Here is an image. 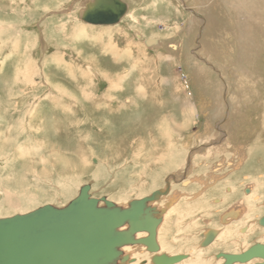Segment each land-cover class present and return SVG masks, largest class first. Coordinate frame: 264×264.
Segmentation results:
<instances>
[{
	"label": "rangeland",
	"instance_id": "374dc122",
	"mask_svg": "<svg viewBox=\"0 0 264 264\" xmlns=\"http://www.w3.org/2000/svg\"><path fill=\"white\" fill-rule=\"evenodd\" d=\"M87 1L0 0V218L84 185L122 208L168 190L148 204L155 254L264 244V0H122L108 26L81 21Z\"/></svg>",
	"mask_w": 264,
	"mask_h": 264
},
{
	"label": "water",
	"instance_id": "95a60500",
	"mask_svg": "<svg viewBox=\"0 0 264 264\" xmlns=\"http://www.w3.org/2000/svg\"><path fill=\"white\" fill-rule=\"evenodd\" d=\"M121 0H92L86 2L81 19L96 26L118 23L126 14ZM155 40L145 41L147 46ZM89 185H84L78 195L64 208L45 205L27 214L0 218V264H116L124 262L118 251L122 245L140 243L150 253L158 251L156 228L161 222L154 216V207L160 192L135 199L126 208L101 197H89ZM126 230H119L122 225ZM264 227V217L259 220ZM148 233L146 238L134 240L135 232ZM214 232L209 231L201 247L209 244ZM222 264L247 263L251 260L264 264V244L256 243L239 254H218ZM186 259L184 255L153 256L154 264H175ZM120 264V263H119ZM144 264V263H142Z\"/></svg>",
	"mask_w": 264,
	"mask_h": 264
},
{
	"label": "bare ground",
	"instance_id": "6f19581e",
	"mask_svg": "<svg viewBox=\"0 0 264 264\" xmlns=\"http://www.w3.org/2000/svg\"><path fill=\"white\" fill-rule=\"evenodd\" d=\"M122 1V0H121ZM237 1V3H238V7H240V8H242V9H244V8H246L245 7V4L246 3H244L245 1L244 0H236ZM248 1V0H247ZM87 2H92V0H90V1H87ZM124 4H125V6H126V10H127V5H126V3L124 2V1H122ZM85 4L86 3H84V5H83V8H82V10H81V14H80V19H81V16H82V13L84 12V9H85ZM236 4V3H235ZM254 5H256V3H254ZM249 6V5H248ZM236 7V6H235ZM250 9V8H249ZM248 9V10H249ZM128 11V10H127ZM240 11V10H239ZM258 12V11H257ZM247 13H248V11H247ZM133 19H135L133 16H131ZM81 21H83L82 19H81ZM85 23V22H84ZM85 24H87V23H85ZM87 25H90V24H87ZM91 26H93V25H91ZM82 28V27H81ZM83 31V30H82ZM137 32V31H136ZM137 35V34H136ZM139 35V34H138ZM137 35V36H138ZM140 36V35H139ZM110 43V42H109ZM115 45H114V51H115ZM111 48V47H110ZM125 52V51H124ZM126 53H128V52H126ZM241 159V158H240ZM240 161V160H239ZM185 184V183H184ZM89 187H90V185H89ZM159 192V191H158ZM166 193H168V190H166V192L165 193H161L160 192V195L159 196H162V195H165ZM88 194H89V191H88ZM152 194V193H151ZM150 194V195H151ZM149 195V196H150ZM159 196H157V198H156V200H158V198H159ZM89 197H91L90 195H89ZM146 197H148V196H146ZM195 197V196H194ZM92 198V197H91ZM105 198V197H104ZM143 198V197H142ZM193 198V197H192ZM253 198H255V197H253ZM106 199V198H105ZM141 199V198H140ZM153 201H155V200H153ZM172 201V200H171ZM178 201V200H177ZM132 202V201H131ZM112 203V202H111ZM114 204V203H113ZM130 204V202L128 203V205ZM174 204V203H173ZM127 205V206H128ZM150 205V204H149ZM148 205V207H150ZM168 205L169 204H167V207H168ZM116 206V205H115ZM118 206V205H117ZM116 206V207H117ZM126 206V207H127ZM239 207H241V205H238ZM43 207V206H42ZM125 207V208H126ZM171 207H173V206H171ZM40 208V207H39ZM151 208V207H150ZM38 209V208H37ZM155 209V208H154ZM169 209H171V208H169ZM168 209V210H169ZM245 207H242L241 208V211L242 212H245ZM33 211V210H32ZM230 212V211H229ZM155 213H156V210H155ZM27 214V213H26ZM231 214V213H230ZM227 214V211L225 212V214L223 215V217H222V221H224L225 223H226V225H227V227H229V225L228 224H230L231 222H230V220L232 221V218L230 219V220H228L227 222L225 221V219H226V216H231L232 215V217H234V215L233 214ZM20 215H22V214H20ZM245 215V213L243 214V216ZM155 216V215H154ZM264 216H262L261 218H263ZM6 218H9V217H6ZM235 218V217H234ZM233 218V219H234ZM261 218H259L258 220H257V223H258V225H259V220L261 219ZM242 219V218H241ZM161 223V222H160ZM159 223V224H160ZM159 224H158V226H159ZM157 226V227H158ZM261 226V225H260ZM127 229V225L125 224V225H122L120 228H119V230H126ZM156 231H157V228H156ZM209 231H212V232H214V238H213V240L210 242V243H212L214 240H215V237L217 236V231L216 230H207L206 231V233L204 234V237H205V235L209 232ZM261 231H264V229L262 230L261 229ZM157 234V233H156ZM220 234V233H219ZM148 236V233H145L144 231H140V232H135V235H134V240L136 241V240H138V239H141V238H146ZM204 240V239H203ZM224 241L225 240H220L219 242H216L213 246H212V249L213 248H221L222 247V245L224 244ZM156 243H157V241H156ZM209 243V244H210ZM136 244H140V243H136ZM136 244H132V245H122L121 247H119V249H118V251H121V250H128V249H131L132 247H134V248H136V247H138L139 248V250L142 252V253H145V251H147L146 250V247L144 246V245H142V244H140V245H136ZM209 244H207V245H205V246H203V247H201V244H200V247L201 248H205V247H207ZM136 245V246H135ZM157 245H158V243H157ZM132 250V249H131ZM138 250V249H137ZM145 250V251H144ZM129 251V250H128ZM158 251H159V247H158ZM157 251V252H158ZM147 252H149V251H147ZM148 254V259H144L143 261L142 260H140V262L142 261V263H144V264H149V262H150V264H154L153 262H152V259H153V256H160V255H158V254H155V252H153V254H151L150 252L149 253H147ZM147 254H146V256H147ZM222 254V253H221ZM225 254H228V253H225ZM121 255H123V251H121ZM201 255H202V253H199V257L194 261V263H201V264H204L203 262H201ZM127 257V260L126 261H124V262H122L121 261V258H119L118 259V262L117 263H120V264H125V263H127V264H129V262L132 260V259H134V263H137V259H135V258H129V256L128 255H123L122 257ZM171 256V255H170ZM170 256H168V257H170ZM172 256H174V255H172ZM217 256V255H216ZM217 259V258H216ZM219 259H222V260H220V263L222 264L223 262H224V258H219ZM136 261V262H135ZM260 260L259 259H257V260H251V261H249V262H247V263H234V264H254V263H257V262H259ZM189 263V262H188ZM187 262H186V260H183L182 262H178V264H188ZM131 264V263H130ZM175 264H177V263H175Z\"/></svg>",
	"mask_w": 264,
	"mask_h": 264
},
{
	"label": "flooded vegetation",
	"instance_id": "af4514ba",
	"mask_svg": "<svg viewBox=\"0 0 264 264\" xmlns=\"http://www.w3.org/2000/svg\"><path fill=\"white\" fill-rule=\"evenodd\" d=\"M239 206H237V208H238ZM239 210H240V207H239ZM228 211H231V214H233L234 216H235V218L238 216V213H237V210H235V209H233V210H231V209H229ZM240 214L242 215V217L241 218H243V214H242V211L240 210ZM239 217V216H238ZM241 218H239V220L241 219ZM236 219H238V218H236ZM258 224V223H257ZM262 227V226H261ZM220 236V234H218L217 233V236H216V238H218ZM262 244V243H261ZM202 249H205V248H202ZM247 249H249V248H247ZM246 249V250H247ZM152 254V253H151ZM228 254H232V253H228ZM234 254V253H233ZM172 256V255H171ZM185 260V259H184ZM222 260V259H221ZM131 261H134V260H131ZM182 262V261H181ZM134 262H131V264H133ZM180 263V262H179ZM178 264V263H177Z\"/></svg>",
	"mask_w": 264,
	"mask_h": 264
}]
</instances>
